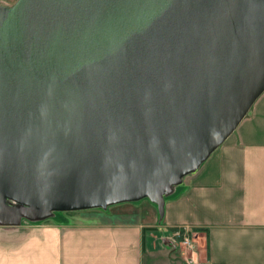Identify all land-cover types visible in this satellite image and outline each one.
<instances>
[{"label":"water","instance_id":"water-1","mask_svg":"<svg viewBox=\"0 0 264 264\" xmlns=\"http://www.w3.org/2000/svg\"><path fill=\"white\" fill-rule=\"evenodd\" d=\"M263 90L264 0L0 4V223L140 198L160 218Z\"/></svg>","mask_w":264,"mask_h":264},{"label":"crops","instance_id":"crops-1","mask_svg":"<svg viewBox=\"0 0 264 264\" xmlns=\"http://www.w3.org/2000/svg\"><path fill=\"white\" fill-rule=\"evenodd\" d=\"M144 199L0 223V264H154L153 229L166 233L179 225L204 227L191 230L195 264H264V90L227 137L164 195L160 218ZM139 210L147 218L128 217ZM179 254L184 262L186 254Z\"/></svg>","mask_w":264,"mask_h":264},{"label":"rangeland","instance_id":"rangeland-1","mask_svg":"<svg viewBox=\"0 0 264 264\" xmlns=\"http://www.w3.org/2000/svg\"><path fill=\"white\" fill-rule=\"evenodd\" d=\"M14 0H5V1H2L4 2L3 4H11ZM2 4V3H0ZM137 201V202H136ZM140 200H134V201H123V202H118V203H114V204H110L108 205L107 207L108 208H112V209H116V208H119V207H122V205H130L129 203H134L136 205V203H140L139 202ZM145 203H147V199H144L143 200ZM128 203V204H127ZM143 204V203H142ZM146 207V206H144ZM94 209H99V208H94ZM60 212V211H58ZM125 214V213H124ZM127 214V213H126ZM147 218L146 215H142L140 213V210L137 211V214L133 215V213L129 214L128 217L129 218ZM22 221H26L25 218L21 217L20 218ZM152 227V226H151ZM154 231H152L153 233V236H154V243L156 244V248H154L155 250H157V252L155 254H153V263L154 264H187L185 261L183 262V260L180 258V254H179V251L181 250V253L182 254H186L187 253V248L178 243L177 241H173L174 242V247H172L170 244H164L162 241H161V237L163 236H167V232H160L158 231L157 227H155L153 229ZM169 238V237H168ZM168 260H171L170 262H166Z\"/></svg>","mask_w":264,"mask_h":264},{"label":"built area","instance_id":"built-area-1","mask_svg":"<svg viewBox=\"0 0 264 264\" xmlns=\"http://www.w3.org/2000/svg\"><path fill=\"white\" fill-rule=\"evenodd\" d=\"M167 236L172 241H177L178 243L184 245L188 250L186 253L185 261L187 264H195L197 262L195 258V251L193 248V240L191 236V229L187 225H179L174 229L167 231Z\"/></svg>","mask_w":264,"mask_h":264},{"label":"trees","instance_id":"trees-1","mask_svg":"<svg viewBox=\"0 0 264 264\" xmlns=\"http://www.w3.org/2000/svg\"><path fill=\"white\" fill-rule=\"evenodd\" d=\"M55 213H58V211H54L53 215H54ZM25 220L29 221L28 219H25ZM35 221H41V220H35ZM175 227H178V226H169V227H168V231L171 230V229H174ZM144 228H145V227H143V229H144ZM202 228H204V227H199V226H193V227H190L191 230H194V229H202Z\"/></svg>","mask_w":264,"mask_h":264}]
</instances>
